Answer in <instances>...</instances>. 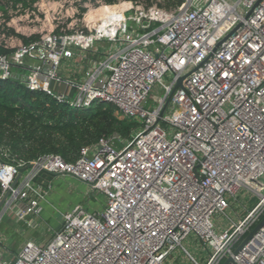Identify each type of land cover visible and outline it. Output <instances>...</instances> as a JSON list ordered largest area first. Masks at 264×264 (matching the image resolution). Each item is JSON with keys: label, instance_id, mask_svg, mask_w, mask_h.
<instances>
[{"label": "built area", "instance_id": "2783aa9c", "mask_svg": "<svg viewBox=\"0 0 264 264\" xmlns=\"http://www.w3.org/2000/svg\"><path fill=\"white\" fill-rule=\"evenodd\" d=\"M73 1L72 33L55 32L53 19L44 32L41 15L61 0L0 8V27L15 6H29L19 20L42 22L29 43L0 32L11 50L0 54V79L72 108L108 102L135 125L73 161L56 153L27 161L1 148L0 222L12 211L39 215L50 174L90 185L105 202L62 212L48 239H27L0 264H177L180 252L191 264H264V223L253 233L264 221V0ZM188 238L205 257L188 251Z\"/></svg>", "mask_w": 264, "mask_h": 264}, {"label": "trees", "instance_id": "16d2710c", "mask_svg": "<svg viewBox=\"0 0 264 264\" xmlns=\"http://www.w3.org/2000/svg\"><path fill=\"white\" fill-rule=\"evenodd\" d=\"M11 32L24 43L37 38ZM9 52L0 46V54ZM115 111L112 104L72 108L46 92L28 90L18 79H0V156L8 159L2 154L1 148H4L11 156L27 161L46 153H56L73 161L83 146L95 143L102 136L129 135L135 123L131 119L120 120ZM46 177L52 181L54 175Z\"/></svg>", "mask_w": 264, "mask_h": 264}, {"label": "rangeland", "instance_id": "374dc122", "mask_svg": "<svg viewBox=\"0 0 264 264\" xmlns=\"http://www.w3.org/2000/svg\"><path fill=\"white\" fill-rule=\"evenodd\" d=\"M13 5L15 4V0H13ZM8 0H0V8L4 9L5 12V6L9 5ZM59 8L55 12H50L47 14V20H44V16L41 15V19L43 20V23L46 24V29L45 33L49 32L50 30V22L48 21L49 19H53V26H54V31L57 32V30L61 31V28H65L69 33L75 32L76 28L78 27L77 25H71V22L74 18H71L70 16L66 15V9H69L70 12L72 11V8H75L77 3H75L73 0H61L59 4ZM24 8H29V6L24 5L21 7V10L17 11L16 6L14 7L15 13L13 19H10L9 16H5V21L2 22V25L0 27V32L2 33L5 31L7 37L13 35L12 30L16 31L19 35H23L25 37H31L34 35H38V32H33L34 29L39 30L41 29L42 22H35L31 21L30 19H24V20H19L18 17L21 16V14L25 13ZM33 9V8H32ZM82 24V22H81ZM83 25V24H82ZM80 26V24H79ZM4 27L2 30L1 28ZM6 37V38H7ZM2 40V38H1ZM0 40V41H1ZM17 43V41H15ZM94 46L101 51H104L108 48L109 44L102 42V41H95ZM93 54L88 55L89 58H91ZM99 56V53L95 55V57ZM32 61L30 59L25 60L26 63ZM85 65V64H83ZM70 68L73 70L72 66ZM79 68H75V71H79ZM15 69V68H14ZM24 69L22 68H16V71H23ZM80 74L84 73V66L83 68L81 67ZM72 73L71 71H67L66 69H61V74L63 78H66L67 75ZM78 73V72H77ZM77 75L73 74L72 78H76ZM82 80V79H81ZM108 102H102V101H95L93 104L94 107H107ZM115 115L120 119L123 120L120 115H118L115 111ZM120 136H123L119 134ZM118 136V135H117ZM124 137V136H123ZM248 197V196H247ZM243 203L244 198L241 199ZM254 201L256 200L255 198L253 199ZM250 201V200H248ZM105 202V197L103 194L97 192L94 190L90 185L75 179L74 177L70 175H54V178L52 180V189L51 192L49 193V197L47 200L43 201L42 204V210L39 215H27L24 219H19L17 218V213L15 211H12V216L8 217L5 215L4 218L0 222V242L4 243V238L2 233H4V230L2 229L4 223L8 224L7 218H9V221L16 227H18L19 230L21 231H26L30 228L31 222H33L36 219V222H41V224L45 223L46 227L40 231H43V234H48L56 229L59 225V222L62 217V212H66L68 210H72L77 203L82 204L84 206L89 205H95V207H103ZM240 203V204H241ZM253 203V202H252ZM15 210V209H14ZM44 225V224H43ZM38 229L35 227L34 230ZM3 230V231H2ZM39 229L34 232V235L39 236L40 233ZM23 234V233H22ZM19 243V241L17 242ZM184 244L186 245L188 251L192 253L195 257L200 259L201 255L203 254L202 257L206 256V251L202 250V244L199 243L198 241H195V239H190L188 238L185 240ZM13 246V245H12ZM16 248V246H13ZM175 256L178 257L177 259V264H191V260H189L188 256H186L183 252L176 253Z\"/></svg>", "mask_w": 264, "mask_h": 264}, {"label": "crops", "instance_id": "0c3cea01", "mask_svg": "<svg viewBox=\"0 0 264 264\" xmlns=\"http://www.w3.org/2000/svg\"><path fill=\"white\" fill-rule=\"evenodd\" d=\"M66 66L69 67V65H66ZM68 67H67V70L69 69ZM79 71H80V68H79ZM57 88L59 90H63L65 88V85L64 84H61V85L58 84ZM77 204H79V203H77ZM88 206L90 208H95L94 204L93 205L88 204ZM8 214H9V216H12V213L8 212ZM8 214L6 215L7 217H8ZM6 220H7L8 224L4 223V225L2 227V229L4 230V233H2L3 238H4V243L0 242V261L6 260V259L11 260L13 254L16 252V248L13 246H16L19 248L27 239H35V240H43L44 239V240H46L50 236L46 233L43 234L42 232L44 230L40 231L46 227L45 223H43L44 225L41 224L42 221L36 222V219H35L33 222H31L30 228L24 232V231L19 230L18 227L14 226L9 221V218H7ZM35 227H37L41 233L39 236L34 235V232L36 230H38V229L34 230ZM18 241H19V243H17Z\"/></svg>", "mask_w": 264, "mask_h": 264}, {"label": "water", "instance_id": "95a60500", "mask_svg": "<svg viewBox=\"0 0 264 264\" xmlns=\"http://www.w3.org/2000/svg\"><path fill=\"white\" fill-rule=\"evenodd\" d=\"M181 80L182 79H180L179 80V85L181 84ZM171 96L172 95H170L169 97H168V99H167V102H166V105H165V108H166V106L168 105V103H169V101H170V99H171ZM32 165L31 164H29L26 168H21L20 169V171L21 172H23V171H25L27 168H29V167H31ZM8 196V193L3 197V199L0 201V210H1V208H2V206H3V204H4V202H5V199H6V197ZM263 223H264V221L261 223V224H259L257 227H256V229L253 231V233H255L262 225H263ZM252 233V234H253ZM251 234V235H252ZM250 235V236H251ZM232 261V258H229L224 264H229L230 262Z\"/></svg>", "mask_w": 264, "mask_h": 264}]
</instances>
